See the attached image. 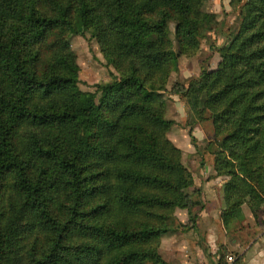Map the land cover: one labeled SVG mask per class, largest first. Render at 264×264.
<instances>
[{
  "label": "trees",
  "instance_id": "trees-1",
  "mask_svg": "<svg viewBox=\"0 0 264 264\" xmlns=\"http://www.w3.org/2000/svg\"><path fill=\"white\" fill-rule=\"evenodd\" d=\"M239 2L216 68L169 92L190 107L189 133L211 119L222 224L250 232L243 205L264 225V0ZM220 22L205 0H0V264H170L163 235L194 229L204 205L185 193L193 177L156 104L180 54L198 56ZM87 30L120 76L98 86L104 110L69 42ZM221 246L216 264L242 263Z\"/></svg>",
  "mask_w": 264,
  "mask_h": 264
},
{
  "label": "rangeland",
  "instance_id": "rangeland-1",
  "mask_svg": "<svg viewBox=\"0 0 264 264\" xmlns=\"http://www.w3.org/2000/svg\"><path fill=\"white\" fill-rule=\"evenodd\" d=\"M240 6L241 2L238 3V0H205V9L221 17L219 29H217L214 33H209L208 39L204 43L203 40L200 39V41H202L200 43L198 56L189 58L185 54H180L178 69L168 78V82L166 84L168 90L161 93V97L157 100L156 104L157 108L162 109L165 112V117L171 121V125L166 133V136L174 146L184 152L182 160L186 169L193 177L194 185L187 187L185 189V193L190 194L195 200H205L209 202V215L212 219L206 225L202 224L200 219L207 212L206 204H203L204 208L199 212H197L199 210L197 208L198 205L195 206L193 208V212L198 213L197 217H199L198 219L200 221H198L199 223L194 229L187 231V237L190 241L197 240V245L201 247L202 251L210 253L212 259H215L217 256H219L220 259V251L223 249L221 245L223 244H221L219 248H216L214 251L209 249L210 244H215L218 239L223 238L224 236H227L228 241H232V238L229 236V232H224L219 221L223 201V184L226 181V178L215 175L213 169L214 158L216 157V153L215 151L213 152V149L216 150L218 148L217 142L212 137L214 134V126L211 119L208 117L205 121L196 124L193 131L189 133L191 126L188 123V112L190 107H188V103L185 98L177 94L170 93L169 89H175L174 86L178 83H188L194 77H198L203 70L208 71L216 68L218 62L221 60L219 48L223 45L229 44L233 34L240 27ZM170 27V37L173 40L176 51L179 53V43L174 35L175 22H170ZM7 32L8 28L6 27L3 35L4 40H6ZM69 42L72 50L77 56L80 75V89L88 98L94 95L100 109L104 110L105 106L101 103L103 92L98 90V86L105 85L113 81L115 76L111 74V70L118 76L119 74L107 63L96 35H94L90 30L85 31L82 35L75 34L71 31L69 34ZM210 45H214V47L217 48L215 50H211ZM205 114L208 116L210 113L207 111ZM193 136H196L197 141L193 140ZM195 189H198L200 193L195 192L193 194ZM243 208L246 214L245 225H249L251 233L244 230L238 231L234 235L237 241L235 245L238 244V246H235L232 242L229 246L233 249L226 246L225 250L228 254H230L229 256H232L233 258L237 257L238 250L240 252L248 245L251 247V243L255 240L253 232L255 231L256 234H259L258 232H261L263 228L261 224L256 225L252 223L253 219L247 205H243ZM186 222L187 221H184L182 224H185ZM209 226H212L216 230V233L209 236L210 241L207 240V236L205 235V231ZM178 231L179 232H169L167 234H171L175 239H177L178 235H182L181 233L183 232V229H179ZM215 236V241H213ZM262 244V240L257 242L255 249L256 252H259V250L262 249ZM194 247V244L190 245V249L194 250ZM199 252H201V250L197 251L196 255ZM249 252L254 251L250 250ZM159 253L163 259L165 257L164 250L159 249ZM229 256L227 257L228 261ZM248 256L249 255L247 254L241 264H247ZM198 259L199 260H195L193 258L192 264H207L203 258ZM173 263L187 264L183 262ZM146 264L161 263L160 261H148Z\"/></svg>",
  "mask_w": 264,
  "mask_h": 264
},
{
  "label": "crops",
  "instance_id": "crops-1",
  "mask_svg": "<svg viewBox=\"0 0 264 264\" xmlns=\"http://www.w3.org/2000/svg\"><path fill=\"white\" fill-rule=\"evenodd\" d=\"M203 196V194H202ZM203 204H206V213L204 214V216L200 219L202 224H207L210 222V220L212 219V217L209 215V202L202 200ZM176 215L179 219L180 222H184V221H188L190 218V214L188 212L187 209H177L176 211ZM198 219V221H200ZM219 221L223 227L224 232L228 233L229 232V236L232 238V243L235 245L236 241V237H234V235L237 232H234L233 228L230 229L229 231L225 229V227L222 224V220L221 217L219 216ZM199 223V222H198ZM262 231L258 232L259 234L262 233V236H260L258 239H256L255 241H253L251 243V247L248 245L247 247H245V249H243L242 251H240V253H244L245 255L243 257V260L246 258L247 254L248 256V260H247V264H264V225L262 224ZM258 229V228H257ZM213 233H216V230L212 227L209 226L207 227L206 231H205V235L207 236V240L210 241V235H213ZM182 235L177 237V239L174 238L173 235L171 234H165L162 237V244L160 246V249H163L165 252V257L163 258L166 262H169L170 264H175L173 262H183V263H187V264H192L193 258L195 260H199L198 258H203V260L207 263V264H216L218 261L219 256L215 257V259H212L211 254L208 253L207 251H202L201 247H199L197 245L198 241L197 240H192L190 241L189 238L187 237V233H181ZM216 236L214 237L215 241ZM260 240H262V249L259 250V252H256V245L257 242H259ZM230 241H228L227 236H224L223 238H220L217 240V242L215 244H210V248L211 250H215L216 248H219V246L221 244L226 245L227 247H229L230 249H233L232 247H230ZM194 244V250L190 249V245ZM235 246H238V244H236ZM201 250V252H199L197 255V251ZM250 250H253L254 252H249ZM244 251V252H243ZM239 253V250L237 251ZM249 252V253H248ZM187 259V261H186ZM211 260V261H209ZM242 260V261H243Z\"/></svg>",
  "mask_w": 264,
  "mask_h": 264
},
{
  "label": "built area",
  "instance_id": "built-area-1",
  "mask_svg": "<svg viewBox=\"0 0 264 264\" xmlns=\"http://www.w3.org/2000/svg\"><path fill=\"white\" fill-rule=\"evenodd\" d=\"M236 258H237V257H236ZM236 258H233L232 256H229L228 259H229L230 262H232V261H234Z\"/></svg>",
  "mask_w": 264,
  "mask_h": 264
}]
</instances>
